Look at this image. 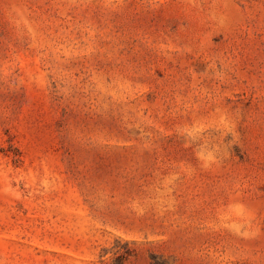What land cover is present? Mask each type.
Returning <instances> with one entry per match:
<instances>
[{
    "label": "rangeland",
    "instance_id": "374dc122",
    "mask_svg": "<svg viewBox=\"0 0 264 264\" xmlns=\"http://www.w3.org/2000/svg\"><path fill=\"white\" fill-rule=\"evenodd\" d=\"M0 264H264V0H0Z\"/></svg>",
    "mask_w": 264,
    "mask_h": 264
}]
</instances>
